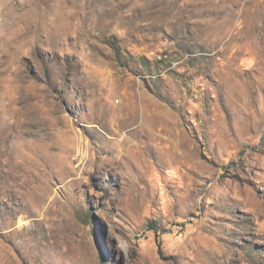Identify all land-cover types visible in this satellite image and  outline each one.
<instances>
[{
	"label": "rangeland",
	"instance_id": "1",
	"mask_svg": "<svg viewBox=\"0 0 264 264\" xmlns=\"http://www.w3.org/2000/svg\"><path fill=\"white\" fill-rule=\"evenodd\" d=\"M263 41L264 0H0V264H264Z\"/></svg>",
	"mask_w": 264,
	"mask_h": 264
},
{
	"label": "bare ground",
	"instance_id": "2",
	"mask_svg": "<svg viewBox=\"0 0 264 264\" xmlns=\"http://www.w3.org/2000/svg\"><path fill=\"white\" fill-rule=\"evenodd\" d=\"M254 30H255V29H254ZM254 33H255V32H254ZM250 41H251V40H250ZM263 42H264V41H263ZM161 57H162V56H161ZM160 59L162 60V58H160ZM13 140H14V138H12V140H11V141H12V143H13ZM8 141H9V140H8Z\"/></svg>",
	"mask_w": 264,
	"mask_h": 264
}]
</instances>
